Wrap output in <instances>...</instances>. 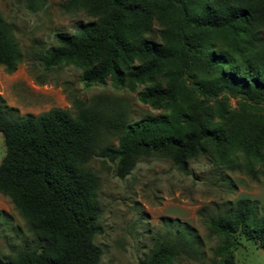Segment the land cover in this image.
Listing matches in <instances>:
<instances>
[{
    "label": "trees",
    "instance_id": "trees-1",
    "mask_svg": "<svg viewBox=\"0 0 264 264\" xmlns=\"http://www.w3.org/2000/svg\"><path fill=\"white\" fill-rule=\"evenodd\" d=\"M24 1L32 10L39 2ZM63 8L94 21L71 35L55 34L56 46L39 57L42 66H73L84 86L109 82L129 92L143 86L138 101L162 113L127 122L75 102L74 117L53 108L14 118L0 103V193L36 238L34 248L0 264L99 263L93 158L114 163L120 179L151 156L182 173L201 156L218 165H235L238 155L264 161V0H67ZM155 25L159 42L146 38ZM20 59L0 15V67L10 74ZM101 132L117 133V144L97 150ZM206 224L217 239L213 264H234L236 234L264 250V213L250 200H237ZM195 249L180 233L158 242L139 264H174Z\"/></svg>",
    "mask_w": 264,
    "mask_h": 264
},
{
    "label": "rangeland",
    "instance_id": "rangeland-1",
    "mask_svg": "<svg viewBox=\"0 0 264 264\" xmlns=\"http://www.w3.org/2000/svg\"><path fill=\"white\" fill-rule=\"evenodd\" d=\"M67 0H39L35 10L24 0H0L4 25L16 40L20 62L7 74L0 67V103L9 115L21 118L58 108L73 117L75 102L98 109L104 117L127 122L156 116L162 110L138 101L135 92L113 89L109 82L84 86L81 71L73 66L45 69L39 57L56 46L55 34L71 35L77 26L93 22L83 10H64ZM146 38L159 42V31ZM231 106L236 101H229ZM115 132H101L97 150L117 144ZM0 132V162L4 156ZM88 167L98 178L97 211L102 233L94 244L101 248L98 264H139L154 246L184 233L196 244V253L181 255L174 264H213L217 239L210 234L207 220L225 211L239 199L255 203L264 213V161L238 155L235 165H218L209 156L189 162L187 172L172 167L160 156L137 160L129 175H114L115 164L93 158ZM234 264H264V250L241 234L233 236ZM36 238L11 200L0 193V258L13 257L32 249Z\"/></svg>",
    "mask_w": 264,
    "mask_h": 264
}]
</instances>
